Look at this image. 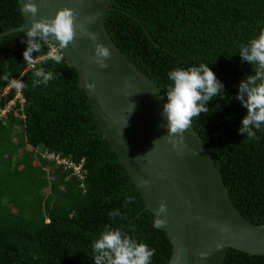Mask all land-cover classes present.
Instances as JSON below:
<instances>
[{"label": "trees", "instance_id": "trees-1", "mask_svg": "<svg viewBox=\"0 0 264 264\" xmlns=\"http://www.w3.org/2000/svg\"><path fill=\"white\" fill-rule=\"evenodd\" d=\"M103 27L118 51L166 96L168 73L208 65L223 93L193 118L233 207L244 219L264 221V125L255 138L239 134L246 108L239 83L254 74L239 50L264 30V0H109ZM16 0H0V32L21 23ZM26 30L0 37V264H94L93 242L119 230L155 249L151 264H166L169 244L109 145L100 135L74 69L43 57L25 72L20 59ZM45 56L47 44L41 42ZM34 68L55 78L33 84ZM77 164L81 178L44 157ZM132 196V202L125 203ZM120 215L109 219V212ZM142 210V211H141ZM139 213L138 215H136ZM136 215V216H135ZM221 264H264V256L226 249Z\"/></svg>", "mask_w": 264, "mask_h": 264}, {"label": "water", "instance_id": "water-1", "mask_svg": "<svg viewBox=\"0 0 264 264\" xmlns=\"http://www.w3.org/2000/svg\"><path fill=\"white\" fill-rule=\"evenodd\" d=\"M33 2L39 9L37 20L51 19L65 7L77 13L78 24L85 17L99 14L96 22L86 27L98 33V42L110 48L112 55L105 61L108 68L101 69L94 63V44L81 36L79 29L75 43L62 51L51 37L43 42L63 55L66 65L74 69L76 84L100 135L138 192L142 210L154 217L160 203L167 205V216L161 217L168 222L161 230L170 250L166 264H221L226 249L264 256V221L253 224L239 215L217 166L191 126L179 146L173 148L163 126L167 96L118 51L104 30L103 17L113 9L108 6L109 0ZM16 3L20 12L23 0ZM20 16L21 23L0 32V37L31 26L28 15L20 12ZM90 84L95 87L90 88ZM131 104L135 107L130 113ZM141 180L150 181L149 186H142Z\"/></svg>", "mask_w": 264, "mask_h": 264}, {"label": "clouds", "instance_id": "clouds-1", "mask_svg": "<svg viewBox=\"0 0 264 264\" xmlns=\"http://www.w3.org/2000/svg\"><path fill=\"white\" fill-rule=\"evenodd\" d=\"M20 12L28 15L32 21L31 26L26 29L27 39L25 42L27 48L23 52L24 57L20 59L22 67L25 64L34 67L35 60L32 53L40 52L42 41H47L51 37L50 40L58 42L57 48L62 51L68 48L70 44L75 43L78 29L81 36H86L94 44V56L92 58L94 63L101 69L109 67L105 61L112 55L110 48L98 42L99 34L89 31L86 27V24L96 22L98 13L94 16L85 17L84 21L78 24L77 13L73 9L65 7L57 10L51 19L41 18L37 20L35 17L39 9L33 0H23ZM239 54L243 61L251 65L254 74L247 75L239 83L236 99L246 108L247 114L242 118L238 132L242 136L246 134L249 138H255L256 132L253 129L259 130L264 125V30L246 45H241ZM47 59L60 64L64 60V56L53 49L47 54ZM33 76V84L36 86L41 84L47 86L55 78L53 72L45 71L44 68H34ZM168 78L171 86L166 93L167 102L163 105L162 116L166 120V124L163 126L167 128V138L173 148H177L183 141V133L192 125L193 118L200 117L201 113L209 112L207 103L220 96L224 86L206 64L188 69L172 70L168 73ZM19 86L20 84L17 83V87ZM89 87L94 88L95 85L90 84ZM5 93L6 91L0 94V97L4 96ZM16 99L20 101L19 97H16L13 102ZM5 104L0 110L4 109ZM131 105L130 113L135 107L133 104ZM4 112L0 117H3ZM175 137L180 139L177 140ZM140 184L148 187L150 181L141 180ZM134 199V197L129 196L125 203L132 202ZM167 213V205L160 203L153 217L155 229H165L168 222L166 218L161 217H166ZM108 215L109 219H114L120 215V212L113 210ZM92 250L94 264H151V258L155 255V249H150L147 244L138 243L131 236L122 235L119 230L111 229L100 234L99 238L93 242ZM200 255L203 256L204 254L201 253Z\"/></svg>", "mask_w": 264, "mask_h": 264}, {"label": "built area", "instance_id": "built-area-1", "mask_svg": "<svg viewBox=\"0 0 264 264\" xmlns=\"http://www.w3.org/2000/svg\"><path fill=\"white\" fill-rule=\"evenodd\" d=\"M47 52H46V55L45 56H38V57H33L35 62H37L39 59L43 58V57H47V54L52 51L54 48L47 44ZM32 65H27L25 64L22 69H21V72H24L26 71L27 69H29ZM16 82L15 79H13L12 81L8 82L6 87L4 88V91H7L10 87H12L14 85V83ZM17 86H15V93L13 94L12 98L10 99V101H8L5 106H4V109L0 110V115L5 111L7 110L10 105L12 104L13 100L18 97V93H17ZM48 155L46 159L48 160H51L55 165H61L63 169H70V173L72 175H75L77 178H81L82 177V174H83V170L81 169V160L77 163V164H73L72 162L70 161H67L63 158H59L58 156L56 155H52V154H46Z\"/></svg>", "mask_w": 264, "mask_h": 264}, {"label": "rangeland", "instance_id": "rangeland-1", "mask_svg": "<svg viewBox=\"0 0 264 264\" xmlns=\"http://www.w3.org/2000/svg\"><path fill=\"white\" fill-rule=\"evenodd\" d=\"M3 91H4V90H3ZM3 91H2L0 94H2V93H3ZM47 156H48V155H44V157H46V158H47Z\"/></svg>", "mask_w": 264, "mask_h": 264}]
</instances>
